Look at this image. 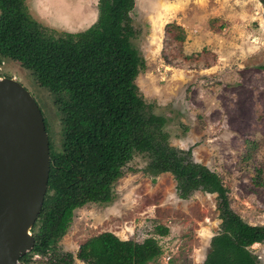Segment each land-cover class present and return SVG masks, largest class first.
Returning <instances> with one entry per match:
<instances>
[{"label": "rangeland", "instance_id": "rangeland-1", "mask_svg": "<svg viewBox=\"0 0 264 264\" xmlns=\"http://www.w3.org/2000/svg\"><path fill=\"white\" fill-rule=\"evenodd\" d=\"M27 4L34 19L59 31H82L98 16V0H27ZM130 15L139 30L135 43L145 59L136 83L154 111L166 118L170 145L190 149L194 161L221 177L234 212L251 224H264V70L260 68L264 4L135 0ZM170 22L183 26V42L169 36ZM203 49L215 54L216 60L184 59ZM4 62L0 76L15 77L23 84L41 110L47 133L52 124L58 134L60 114L53 95L18 61ZM143 162L136 158L138 170L116 181L112 201L75 211L58 242L61 251L76 253L89 237L110 231L134 241L154 236L162 247L160 260L169 255L172 264H202L212 236L220 231L216 193L196 190L180 198L169 172L146 175L139 168ZM157 224L167 226L169 233L159 236ZM249 249L264 264V242ZM50 253L32 255L30 264H48ZM75 264L87 263L76 259Z\"/></svg>", "mask_w": 264, "mask_h": 264}, {"label": "trees", "instance_id": "trees-1", "mask_svg": "<svg viewBox=\"0 0 264 264\" xmlns=\"http://www.w3.org/2000/svg\"><path fill=\"white\" fill-rule=\"evenodd\" d=\"M134 5L135 0H98L96 21L69 32L34 19L27 0H0V64L14 60L29 69L34 81L53 95L60 114L59 133L49 127L50 170L32 227L35 244L20 261L30 264L33 254L51 252L48 264H75L76 259L87 264L154 263L162 254L154 236L134 241L102 231L76 253L58 246L76 209L112 201L116 181L136 172L139 158L146 175L169 172L180 198L196 190L216 193L220 231L212 236L202 264H260L249 247L264 242V224H251L234 212L221 177L194 161L190 149L170 145L166 118L154 111L136 83L145 59L135 43ZM166 31L175 42L185 39L176 22L166 24ZM184 59L215 61L216 55L203 49ZM155 231L163 236L169 228L157 224Z\"/></svg>", "mask_w": 264, "mask_h": 264}, {"label": "water", "instance_id": "water-1", "mask_svg": "<svg viewBox=\"0 0 264 264\" xmlns=\"http://www.w3.org/2000/svg\"><path fill=\"white\" fill-rule=\"evenodd\" d=\"M50 170L49 138L32 94L0 76V264H22L35 244Z\"/></svg>", "mask_w": 264, "mask_h": 264}, {"label": "built area", "instance_id": "built-area-1", "mask_svg": "<svg viewBox=\"0 0 264 264\" xmlns=\"http://www.w3.org/2000/svg\"><path fill=\"white\" fill-rule=\"evenodd\" d=\"M35 256H38V255H35ZM170 260H171V256L169 255H167L163 260H160L158 257V259L154 261L153 264H172Z\"/></svg>", "mask_w": 264, "mask_h": 264}, {"label": "flooded vegetation", "instance_id": "flooded-vegetation-1", "mask_svg": "<svg viewBox=\"0 0 264 264\" xmlns=\"http://www.w3.org/2000/svg\"><path fill=\"white\" fill-rule=\"evenodd\" d=\"M4 63H5L4 61L1 62V64H0V70L2 69V66L4 65ZM43 118H44V117H43ZM45 127H46V126H45ZM47 134H48V133H47ZM76 210H77V209H76ZM31 251H32V250H31ZM31 251H30V252H31ZM30 252H29V253H30ZM35 255H38V256H39L40 254H38V253L33 254V256H35ZM35 257H37V256H35Z\"/></svg>", "mask_w": 264, "mask_h": 264}, {"label": "bare ground", "instance_id": "bare-ground-1", "mask_svg": "<svg viewBox=\"0 0 264 264\" xmlns=\"http://www.w3.org/2000/svg\"><path fill=\"white\" fill-rule=\"evenodd\" d=\"M155 46H156V45H155ZM157 47H158V46H157ZM156 49H157V48H156ZM254 244H256V243H254ZM254 244H253V245H254Z\"/></svg>", "mask_w": 264, "mask_h": 264}]
</instances>
